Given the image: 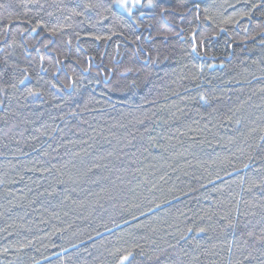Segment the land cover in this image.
<instances>
[{
	"label": "trees",
	"instance_id": "1",
	"mask_svg": "<svg viewBox=\"0 0 264 264\" xmlns=\"http://www.w3.org/2000/svg\"><path fill=\"white\" fill-rule=\"evenodd\" d=\"M25 2L0 0L10 4L21 21L32 20L31 24L14 21L11 36L22 27L30 29L37 19L55 23L59 17L71 25L62 39H71L67 45L74 54L71 59L80 64L73 69L78 79L74 88L25 99L22 93L29 89L48 92L46 82L56 70L52 59L61 57L27 48L23 41L32 43L36 35L30 31L23 41L17 37L15 72L3 64L0 51V88L8 86L0 95V264H113L109 253L116 248L134 251L132 264H151L148 257L156 248L177 241L178 250H170L175 264H225L227 241L242 243V233L258 234L264 227L260 208L264 142L252 150L264 135V46L261 37L246 39L259 31L264 9L254 11L255 23L244 19L227 25L226 33L197 49L199 55L191 52L188 31L171 37L166 47L152 44L159 48V63L149 65L152 75L147 80L149 69L139 78L135 72L129 75L141 85L133 98L132 93L112 91L106 78L114 82L116 76L105 71L114 66L140 68L145 63L142 56L133 55L139 45L131 41L140 35V44L147 47V32L131 27L127 13L113 7L65 20L70 14L53 7L42 12L33 8L24 15ZM212 4L229 16L246 10L244 0H207L201 8ZM229 4L236 8H228ZM49 11L52 18L45 14ZM141 11L147 13L143 23H149L151 10ZM0 15L6 16L3 9ZM7 23V18L0 20V34ZM213 30L218 31L215 26ZM40 55L50 71L37 76ZM70 66L71 61H66L60 72L64 83ZM83 68L89 71L81 75ZM20 69H27L31 80L13 90L10 84L21 78ZM201 95L207 104L199 100ZM140 120L144 123H137ZM41 125L44 135L36 132ZM41 150L49 156L41 155ZM93 164L100 167L92 168ZM34 167L41 171L30 170ZM88 168L92 171L86 172ZM253 182L257 187H252ZM225 216L237 219L236 231L222 230ZM189 228L192 231L180 240Z\"/></svg>",
	"mask_w": 264,
	"mask_h": 264
},
{
	"label": "snow or ice",
	"instance_id": "2",
	"mask_svg": "<svg viewBox=\"0 0 264 264\" xmlns=\"http://www.w3.org/2000/svg\"><path fill=\"white\" fill-rule=\"evenodd\" d=\"M240 0H237L239 3ZM207 0H110V2L106 5L104 0H97V2H92V0H51V3L48 0H45L44 3H41L40 0H26L25 3L21 5L26 11L24 15H27L28 12L32 11L35 8L36 12L45 11L48 7H53L57 10L63 12H68L70 15L64 17L65 20L70 19L71 17H80L87 15L88 12L103 10L108 11L109 9L115 7L123 10L127 13L129 20H131V27L134 29H140L141 31L147 32V42L148 45L146 47L145 44H140V41L143 39L142 36L136 35L134 39L131 41L133 44H138V48L133 53L134 56L139 58L143 57L145 63L140 68L135 67H124L122 70H118L115 66L112 68H107L105 71L116 76V80L113 82L112 80H108L106 78L107 84L111 85L112 91L121 92V93H132L133 98L135 91L141 87V85L137 82V79L129 80L128 77L130 74L135 72L137 74V78L144 71V69H149L145 75V80L148 79L152 75L149 65H155L159 63V48H153L152 44H163L166 47V42L171 38L188 31L189 35L187 37V42L191 45V52L196 53L199 47H206L208 43L214 40L219 33L227 32V25L229 24H238L242 22L244 19H247L250 23H255L254 11H260L264 9V0H256V2H251L250 0H244L246 10L240 11L236 16H229L226 14V10L223 8H219L217 5L212 4L207 7L201 8L202 4H206ZM250 3V6H247ZM228 8L235 9V4H229ZM0 9H3L6 13L5 15H0V20L7 18L8 23L3 27L2 34H0V51L4 53L2 57V62L6 67H10L13 72L17 70V64L13 61V57L15 55V49L17 45V37L23 41V37L26 35L27 31L31 33H35L33 36L32 43H28L27 41H23L24 44L27 45V48L35 49L37 53L44 51L45 53H57L61 58L57 59L53 57L51 67L55 68V71H51V79H49L46 83L48 86V92H45L41 88L29 89L24 95L25 99L29 98H40L46 94H56L63 89H72L78 83V79L76 73L73 69L76 68L77 65L80 64L79 60H72V56L74 55L71 48L67 47V45H71V39L63 40L62 37L64 35V29L71 27L69 24H65L60 22V18L56 17V22L52 23L51 19L48 21L44 19H37L35 24L30 29L21 28L15 37L11 36V25L14 21H19L23 24H31L32 20L29 18L28 20L21 21L20 14L14 13L11 10V5H5L0 3ZM141 9L151 10L152 14L149 17V23H143L147 13L145 11H141ZM139 12V16H136V13ZM47 17L52 18L53 12H46ZM99 15V12H97ZM260 15L264 17V11H260ZM14 18V19H13ZM103 18V17H102ZM106 19V18H103ZM187 24V28L182 27V25ZM218 29V31L213 30V28ZM257 27L259 28L258 32H255L252 37H246V39L255 40L257 37H261V45L264 46V19H261L259 23H257ZM244 31L247 33L249 31V27L246 25ZM152 32L156 33L154 37ZM211 32V35L208 33ZM123 35V33H121ZM11 37V43H9V38ZM162 37V41L157 39ZM60 40V43H57V40ZM79 40V36L76 37ZM96 40L101 39V37L96 36ZM103 39L107 40L110 37H104ZM127 39V37H125ZM40 44L41 47L37 48L36 45ZM228 48H232V44L226 45ZM27 50V49H26ZM79 51V48L76 49ZM156 52V58L153 59V52ZM165 59H168L165 56ZM40 67L37 72V76L40 73L47 74L50 71V68L44 67L45 57L44 55L39 56ZM71 61V66L68 71H65L64 80H67V83H64L60 79V72L65 69V62ZM11 62V63H10ZM29 67H32L31 61L29 62ZM209 68H213L214 65L209 64ZM23 73L21 78L14 80L13 83L10 84V87L13 90L18 89L21 86H24L26 81L31 80V75L29 74L27 69H20ZM89 71V68H83L81 71V75ZM202 72L203 69L201 68ZM71 72V74H69ZM7 85L3 88H0V95L6 94ZM199 100L203 104H207L208 100L206 96L201 95ZM2 103V101H0ZM145 103H148L145 101ZM59 107V105H57ZM139 107V105L137 106ZM84 110L87 109V104H85ZM231 119V117H226ZM137 123L143 124L144 121L140 120ZM237 124L240 123L239 120L236 121ZM44 126L41 125L40 128L36 129V132L44 135L45 133L42 131ZM56 129H53L55 131ZM254 131V130H252ZM264 132V129L261 130ZM50 135V134H49ZM33 140H36L37 137H31ZM248 137H245L247 139ZM261 142H264V135L260 137V141L256 142L255 147L252 148L253 151H256L257 148L260 147ZM71 141L65 140V144H70ZM158 145L153 144L152 147H157ZM162 147V145H159ZM49 147H51L49 145ZM61 147L60 144H57V148ZM251 147V146H250ZM36 151V149H33ZM53 152L56 149H52ZM41 155L49 156V152L46 150H41ZM0 155H3L0 153ZM22 155H26V153H22ZM76 155L75 153L72 154ZM111 155V153H109ZM251 159V157H249ZM39 163V161H38ZM61 165V168H65L67 166ZM56 165H52V168H56ZM100 167L99 164H93L92 168ZM245 168L248 167L247 164L244 165ZM92 168L86 169V172H91ZM30 170L41 171L40 168H33ZM44 172H48L49 169L44 168ZM227 174V173H226ZM219 179V177H217ZM57 184L63 183L62 180H57ZM260 185H264V179L260 181ZM252 187H257V184L253 182ZM251 190V188L249 189ZM47 191V190H45ZM44 193H40L43 195ZM51 195L52 193H48ZM158 207V206H157ZM250 207L255 208L256 205H250ZM262 216L261 222L264 223V204L260 205ZM143 215V213H141ZM244 215H255V213H244ZM135 219V217H133ZM211 219V217H209ZM222 222V230L231 229L236 231L238 229V221L235 217L228 218L227 216L221 217ZM192 229L189 228L187 232L180 236V240H184L189 232ZM198 232H206L205 228H198ZM99 235V233H97ZM244 236L243 242H237L236 240L227 241V255L228 260L225 264H253V261H258V264H264V227H261L259 233L257 234L253 230H247L242 233ZM251 238V239H249ZM179 241H177L176 245L166 244L165 247H158L154 250V255L149 256L148 260L151 264H175V261L170 258V250L176 251L177 245ZM134 248H139V245H133ZM61 251H66L61 249ZM123 251V254H121ZM7 252V249H5ZM181 255H187L186 252H181ZM258 254V255H257ZM109 255L112 257L113 264H132L135 259V252L132 250H122L120 248L114 249ZM140 255L143 256L145 253L143 251L140 252ZM118 257V258H117ZM238 257V258H234Z\"/></svg>",
	"mask_w": 264,
	"mask_h": 264
},
{
	"label": "rangeland",
	"instance_id": "3",
	"mask_svg": "<svg viewBox=\"0 0 264 264\" xmlns=\"http://www.w3.org/2000/svg\"><path fill=\"white\" fill-rule=\"evenodd\" d=\"M121 10V9H120ZM123 11V10H122Z\"/></svg>",
	"mask_w": 264,
	"mask_h": 264
}]
</instances>
